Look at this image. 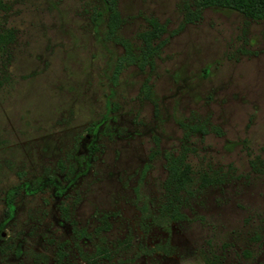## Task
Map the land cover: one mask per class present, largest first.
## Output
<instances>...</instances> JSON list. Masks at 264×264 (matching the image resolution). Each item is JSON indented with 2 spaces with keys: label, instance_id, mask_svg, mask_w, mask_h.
Listing matches in <instances>:
<instances>
[{
  "label": "rangeland",
  "instance_id": "374dc122",
  "mask_svg": "<svg viewBox=\"0 0 264 264\" xmlns=\"http://www.w3.org/2000/svg\"><path fill=\"white\" fill-rule=\"evenodd\" d=\"M113 1L0 0V264H264V19Z\"/></svg>",
  "mask_w": 264,
  "mask_h": 264
},
{
  "label": "trees",
  "instance_id": "16d2710c",
  "mask_svg": "<svg viewBox=\"0 0 264 264\" xmlns=\"http://www.w3.org/2000/svg\"><path fill=\"white\" fill-rule=\"evenodd\" d=\"M108 10H112L114 6L113 0H103ZM200 8L217 7L222 9H230L237 11L253 20L264 19V0H197ZM101 16V13H99ZM5 37V36H4ZM3 37L0 35V46L2 45ZM4 46V43H3ZM119 71V65L116 67ZM153 155L150 153L148 156L149 162L153 160ZM167 172L168 178L166 179L161 195V211L170 222H178L182 219L181 206L183 203V196L188 188V165L185 163L183 153L174 156L169 154L167 157ZM48 186V185H47ZM29 191L28 189L26 190ZM15 191L8 194L7 210L8 217L14 211L13 199ZM57 197L62 196V190L57 188L54 191ZM67 213L61 214L68 222L69 215ZM70 222V221H69ZM74 227V223L70 222ZM76 234V230L74 232Z\"/></svg>",
  "mask_w": 264,
  "mask_h": 264
}]
</instances>
